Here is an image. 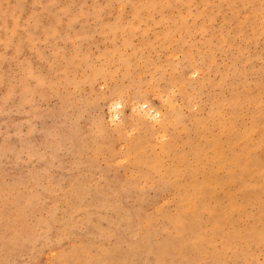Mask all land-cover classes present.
Wrapping results in <instances>:
<instances>
[{
	"label": "rangeland",
	"instance_id": "rangeland-1",
	"mask_svg": "<svg viewBox=\"0 0 264 264\" xmlns=\"http://www.w3.org/2000/svg\"><path fill=\"white\" fill-rule=\"evenodd\" d=\"M0 264H264V0H0Z\"/></svg>",
	"mask_w": 264,
	"mask_h": 264
},
{
	"label": "bare ground",
	"instance_id": "bare-ground-1",
	"mask_svg": "<svg viewBox=\"0 0 264 264\" xmlns=\"http://www.w3.org/2000/svg\"><path fill=\"white\" fill-rule=\"evenodd\" d=\"M144 107V106H143ZM156 116H158L157 114H156ZM137 142V141H136ZM139 143V142H138ZM136 145V144H135Z\"/></svg>",
	"mask_w": 264,
	"mask_h": 264
}]
</instances>
